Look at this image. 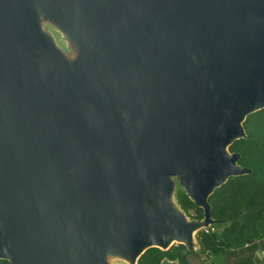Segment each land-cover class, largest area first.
<instances>
[{"label": "water", "instance_id": "1", "mask_svg": "<svg viewBox=\"0 0 264 264\" xmlns=\"http://www.w3.org/2000/svg\"><path fill=\"white\" fill-rule=\"evenodd\" d=\"M263 109L264 0H0V260L194 251Z\"/></svg>", "mask_w": 264, "mask_h": 264}, {"label": "trees", "instance_id": "2", "mask_svg": "<svg viewBox=\"0 0 264 264\" xmlns=\"http://www.w3.org/2000/svg\"><path fill=\"white\" fill-rule=\"evenodd\" d=\"M245 138L229 153L250 174L231 177L209 197L214 224L195 234L196 249L174 244L167 251L150 248L137 264H263L264 261V109L246 117ZM179 208L190 220L202 221L203 211L177 186ZM0 264H9L0 260Z\"/></svg>", "mask_w": 264, "mask_h": 264}, {"label": "rangeland", "instance_id": "3", "mask_svg": "<svg viewBox=\"0 0 264 264\" xmlns=\"http://www.w3.org/2000/svg\"><path fill=\"white\" fill-rule=\"evenodd\" d=\"M44 29H46L48 31V33L53 37L56 45L58 46L59 49H62L65 53H69V42H68V38L66 37L65 34H62L61 32H59L56 28H54L53 26H44ZM176 193V190H175ZM174 193V195H175ZM173 203L175 204V206L178 207L177 203H176V198H172ZM188 220H190V218H187ZM108 262L109 264H128L127 262H125L124 260L118 258V257H109L108 258ZM264 264V261H263Z\"/></svg>", "mask_w": 264, "mask_h": 264}]
</instances>
